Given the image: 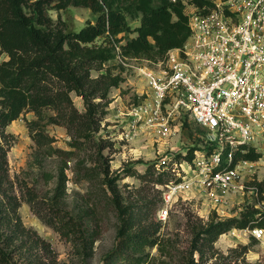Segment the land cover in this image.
I'll use <instances>...</instances> for the list:
<instances>
[{"label": "trees", "instance_id": "trees-1", "mask_svg": "<svg viewBox=\"0 0 264 264\" xmlns=\"http://www.w3.org/2000/svg\"><path fill=\"white\" fill-rule=\"evenodd\" d=\"M214 1L0 0V53L8 56V60L0 64V264H15L11 248L26 233L19 215L24 200L44 219L37 210L38 194L31 187L21 186V199L11 195L5 187L8 153L13 144L6 129L28 111L37 118L28 122V128L39 153L48 158H61L62 162L52 201L53 212L45 222L67 239L80 236L81 251L87 257L91 255V238L95 235L93 232L87 234V229L83 228L85 220L90 222L95 218L94 213L74 216L58 208L65 192L67 164L74 161L72 171L76 180H98L117 217L116 243L107 254L105 264H123V261L125 264H149L143 254L147 248L154 247L160 255L170 256L168 242L157 237L161 222H148L152 212L150 202L147 198L140 204L136 201L137 205L126 202L118 186L120 176L113 177L110 159L104 154L113 143L98 136L112 103L110 93L124 82L121 73L115 74V67L108 64L116 59L117 45L122 55L131 60L154 63L164 60L169 51L182 48L191 35L186 7L194 6L207 14L213 9ZM69 7L90 10L97 16L96 22L89 21L79 31H69L60 17L55 22L49 14L51 10L60 12ZM129 20L138 21L139 25L132 27ZM99 39L103 40L102 45L96 44ZM93 71L100 72L98 77H93ZM72 94L82 98L84 112L76 107ZM47 125L67 130L71 150L53 146L54 139L44 129ZM243 149L244 153H235L232 162L222 155L219 170L233 169L240 161L260 159L261 153L254 147ZM200 150L212 154L216 147L191 149L183 157L187 165L193 164ZM45 178L49 182L53 176L45 173ZM160 179L157 184L161 183ZM171 181L180 182L181 178L174 176ZM256 186L261 193L263 185ZM5 228L11 235H6ZM232 229H264V211L248 207L240 217L227 220L212 217L194 225L184 264H209L211 261V264H250L246 260L248 246H239L228 254L215 248L220 236ZM40 244L48 248L44 241ZM128 261L130 263H126Z\"/></svg>", "mask_w": 264, "mask_h": 264}, {"label": "rangeland", "instance_id": "rangeland-1", "mask_svg": "<svg viewBox=\"0 0 264 264\" xmlns=\"http://www.w3.org/2000/svg\"><path fill=\"white\" fill-rule=\"evenodd\" d=\"M56 3L55 1L53 5ZM186 11H191V7L187 6ZM49 14L55 22L60 17L69 31H79L87 22L94 23L97 20V16L85 8L69 7L60 12L51 10ZM129 23L132 27L139 25L138 21L129 20ZM96 44L102 45L103 40L99 39ZM5 60H8V56L0 53V64ZM159 62L155 64L158 65ZM133 64L137 67L157 69L154 62L147 60H139ZM108 66L115 67L114 73H121L124 82L119 88L112 89L110 93L112 103L98 136L113 143V147L108 148L104 154L110 159L113 177L120 176L118 186L122 195L125 199L127 198L126 202L137 205L143 202L142 199L147 198L152 209L148 222H159V210L164 207L162 193L168 184L175 182L171 181L175 173L170 171L174 165L168 166L169 168L167 167L165 172H162L157 169L159 162L169 158L173 161L172 164L179 165L181 175L185 171L190 176L194 175L183 157L193 148H208V132L197 126L190 117L183 116L182 118L178 117L172 123V127L176 129L170 139L161 138L156 128L147 129L145 124L139 125L137 134L128 136L131 131L129 126L132 122L127 116L128 111L132 105L138 104L146 98L149 90L148 84L134 69L121 68L116 59ZM99 74L98 71L92 72L93 77H98ZM72 98L76 107L84 112L82 98L75 94H72ZM36 119L35 114L28 111L6 129V132L12 136L13 144L8 153L9 166L5 187L11 195H15L19 199L23 192L21 186L31 187L38 194L37 210L46 219L53 212L52 201L62 162L61 158H48L39 153L28 128V122ZM44 129L54 139L53 146L55 148L71 150L69 147L71 137L64 127L47 125L44 126ZM255 145H257L256 151L262 153L264 138L260 137ZM174 156H176L175 160H173ZM257 161L259 163L252 171L242 169L243 175L239 181L245 187L231 193L224 206H215L197 185H194L182 196L176 197L168 208V219L161 222L162 226L157 235L160 239L168 242L167 251L170 256L160 255L157 247L147 248L143 254L146 261L149 264H163L165 261L169 264H184L193 238L192 227L194 225L201 221L206 222L212 217H216L217 220L240 217L248 207L264 211V164L260 160ZM87 164L91 165L90 162ZM74 165V161L67 164L65 192L58 208L74 216L81 215L83 212L94 213L93 217L95 218L89 220L90 222L85 220L83 228V230L87 229V234L93 232L95 235L91 238L92 244L89 250L91 255L87 257L81 251L80 236L74 235L70 239L61 236L24 200L19 209V215L26 233L24 237L16 240L11 248L15 264H105L107 254L116 243L117 217L113 207L109 205L103 194L101 183L98 180L94 182L76 180L77 177L72 171ZM129 167H131L130 170ZM45 173L51 174L53 179L47 182ZM159 178H161V183L157 184ZM251 184L254 186L262 184V192L258 195L252 193ZM5 233L7 236L11 235V231L6 228ZM254 239L250 230L232 229L220 236L215 243V248L221 253L228 254L239 246H248L247 262L264 264V240L255 241ZM41 241H44L48 248L44 249L40 244ZM194 258L198 260V255H195ZM121 263L125 264L124 261ZM126 263H130V261ZM113 264L118 263L114 262Z\"/></svg>", "mask_w": 264, "mask_h": 264}, {"label": "built area", "instance_id": "built-area-1", "mask_svg": "<svg viewBox=\"0 0 264 264\" xmlns=\"http://www.w3.org/2000/svg\"><path fill=\"white\" fill-rule=\"evenodd\" d=\"M174 2L176 0H173ZM188 11L191 35L182 48L169 51L157 69L137 67L116 46V60L125 70L134 69L148 84L147 96L130 107V134L139 125L156 128L161 138L170 139L178 117L188 116L208 132L212 154L196 152L189 165L194 175L179 172L169 158L157 169L168 166L180 182H171L162 193L164 207L158 220L168 219L176 197L199 186L215 206H224L227 197L245 186L240 183L243 168L252 169L259 161H240L235 168L219 170L222 155L232 162L244 147L256 148L264 138V0H215L209 13L194 6ZM174 158V157H173ZM174 160V159H173ZM264 164V151L259 159ZM169 168V167H168ZM252 193L260 194L251 186ZM253 238L264 240V229L250 230Z\"/></svg>", "mask_w": 264, "mask_h": 264}]
</instances>
